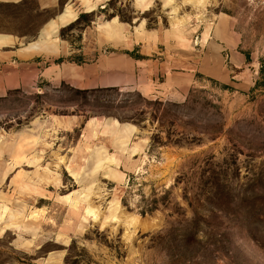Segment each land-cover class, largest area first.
Returning <instances> with one entry per match:
<instances>
[{"label":"rangeland","instance_id":"1","mask_svg":"<svg viewBox=\"0 0 264 264\" xmlns=\"http://www.w3.org/2000/svg\"><path fill=\"white\" fill-rule=\"evenodd\" d=\"M131 1L59 35L86 48L90 22L116 14L109 38L143 41L141 23L192 85L87 90L90 73L57 58L36 89L0 98V264H264V0H155L141 15ZM47 18L0 4V33L32 40ZM85 48L62 63L94 59Z\"/></svg>","mask_w":264,"mask_h":264},{"label":"crops","instance_id":"2","mask_svg":"<svg viewBox=\"0 0 264 264\" xmlns=\"http://www.w3.org/2000/svg\"><path fill=\"white\" fill-rule=\"evenodd\" d=\"M25 1L27 0H0V4L23 5ZM110 1L32 0L34 11L44 13L48 15V18L42 23L32 40L19 39L9 34L0 33V98H4L11 91L36 89L38 84L48 80L47 75H51L50 69L54 67V59L57 58H59L60 68L70 65L74 67V70H79L82 67L90 73V83L83 86L79 84L82 89L132 87L137 89L136 92L140 94L159 95L164 99L187 91L192 85V78L187 73L188 67H183V70H180L177 56L173 57L166 50L159 54L157 47L161 43L159 40H154L155 36L152 33L141 28V23L136 31L144 37L143 41H123L113 37L109 38L118 33L119 26L123 25L116 19V14L112 13L110 15L113 16L108 22L100 25L98 22H90L92 26L96 27L94 29L96 37L89 43L87 42L88 47L84 48L86 51L95 52L94 59L91 58L87 63L85 60L74 63L69 58V62L62 63L63 57L73 56V54L83 56L84 48L74 44L72 45L75 47H72L61 38L59 31L78 21L81 16L94 15L96 11L108 6ZM154 1L132 0L130 6L134 10L133 14L141 15L148 11L150 4ZM99 28L103 32L101 43H99ZM121 28L123 29V27ZM171 43L168 41L162 44L170 46ZM102 46L113 49L120 48L123 51L112 52L99 60V48ZM134 48L139 49L140 58L134 56L136 51L132 53ZM108 75H122L124 78L103 79ZM167 96L169 97L167 98Z\"/></svg>","mask_w":264,"mask_h":264}]
</instances>
